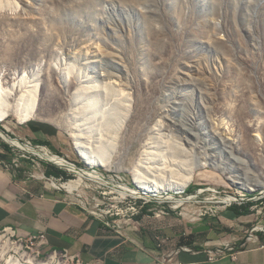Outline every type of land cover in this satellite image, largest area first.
I'll return each instance as SVG.
<instances>
[{"label": "rangeland", "instance_id": "obj_1", "mask_svg": "<svg viewBox=\"0 0 264 264\" xmlns=\"http://www.w3.org/2000/svg\"><path fill=\"white\" fill-rule=\"evenodd\" d=\"M15 69L25 75L23 87L39 77L43 94L40 119L20 124L9 115L0 123L12 137L85 168L68 130L77 125L96 150L113 143L117 156L111 162L123 167L95 170L137 190L131 168L145 141L153 151L140 169L145 180H172L189 163L195 173L183 193L170 192L184 200L175 207L167 194L122 197L108 185L79 180L78 173L0 136V159L11 160L5 162L9 168L45 181L129 233L180 234L204 220L217 234L239 235L247 227L231 224L227 215L232 206H241L236 197L251 202L250 233L264 225L263 190L248 192L234 183L264 180V0H0V78ZM80 85L94 98L90 114L84 112L87 97L75 89ZM122 94L143 103L131 143L122 134L112 141L101 125L106 110L125 99ZM169 142L182 145L183 158L169 153ZM252 142L258 146L254 153ZM204 158L209 164L200 167ZM69 181L79 184L84 204L61 187ZM259 194L263 197L256 198ZM11 241L20 249L7 250L0 264L10 256L45 261L53 254L60 264H78L29 239Z\"/></svg>", "mask_w": 264, "mask_h": 264}, {"label": "crops", "instance_id": "obj_2", "mask_svg": "<svg viewBox=\"0 0 264 264\" xmlns=\"http://www.w3.org/2000/svg\"><path fill=\"white\" fill-rule=\"evenodd\" d=\"M3 159L0 231L11 229L19 239L44 234L45 249L82 264H264V232L250 233L251 213L227 212L235 221L231 224L247 227L239 235L217 234L214 224L204 220L180 234L129 233L110 226L45 181L9 168L11 160ZM184 246L191 251L181 250Z\"/></svg>", "mask_w": 264, "mask_h": 264}, {"label": "bare ground", "instance_id": "obj_3", "mask_svg": "<svg viewBox=\"0 0 264 264\" xmlns=\"http://www.w3.org/2000/svg\"><path fill=\"white\" fill-rule=\"evenodd\" d=\"M7 50L8 49H6V51ZM19 72H20L19 70H16L15 72L11 74V76L6 77L5 79L0 78V122L4 121V119H6L9 115L14 116L20 124L28 122L30 120H36V119L41 118V115H42L41 98L43 94L42 82L40 81L39 77H34L33 81L31 80L32 81L31 84L28 82L30 85H28L27 87H23V79H25L23 77L24 74L20 76L21 73L19 74ZM67 74L69 75V73L67 72L63 74L64 79L67 78L66 77ZM24 81H26V79ZM75 81L76 79L74 80V82ZM106 84H107L106 87L108 89L112 87L109 82L108 83L106 82ZM91 85H95V84H91ZM75 89L79 90L80 93L82 92L81 93L82 98L87 97L86 99H88V101L85 104L84 112L87 114H90L93 108V105H94V100H93L94 98L90 95L85 94V92L87 93V90L89 88H87V90L86 89L84 90L82 85H80L77 88L75 87ZM77 90L75 91L77 92ZM129 96L127 94L124 95L123 97L125 99H121L122 97L120 96L121 101L117 102L118 105L115 104L113 107H111V109L109 108V110H106L107 117L105 118V120L103 119L101 121V125H104V127L106 128L105 129L106 132L111 135L112 141L116 140L119 134H122L123 136L122 138H125L126 140H128L129 143H131L133 140L136 125L140 117L139 115L141 111L143 110V103L140 102L138 98H135L134 96L132 97H129ZM61 105L62 106L66 105L65 101ZM77 127L78 126L76 125L75 128L73 127V128L68 129L70 130V136L72 137L74 141L76 150L80 158L88 166L93 168V170H85V169L81 170L80 167H77L76 165L67 161L65 158L51 153L44 146H34L32 144L29 145L27 144L26 141H25V144H21V143H17V144L25 152L33 153L39 156L40 158L47 160L48 162L52 164H56L58 167H62L64 169L78 173L79 180L89 179V180L96 181L98 183H102V184L110 186L112 189L115 190V192H117L122 197H126V196L136 197V196H141L142 194L150 195L153 197H160L161 194H167L168 196L165 197V199L175 200L174 202L175 207L183 203L184 201L183 199H176V198L174 199V197L171 196L170 192H172L173 194L183 193L186 187L193 181L195 172L193 171V168L191 167L192 163L186 164L187 167H185L183 171L181 170L180 173H178V176H176L172 180L163 181L161 179L160 180L158 179L154 181H147L143 177L142 172H140L141 171L140 169H142L144 165H147L148 160H150L151 152L153 153V151H151L152 149L151 144L145 141L142 144V150L140 151L141 156L139 157L141 158L139 160V163L137 165H134L131 168V171L134 175L132 177L134 178V183L136 184L138 190L131 188L127 185L121 184V183L107 181L104 175L101 172H98L97 170H95V168L97 167L106 168V169L123 168L121 166H116L115 163L111 162L113 160L112 157L117 156V153L116 152L114 153L113 151V143H112V146H110L111 148H109L108 150L107 149L101 150V151L96 150V148L91 147V145L89 144V139L84 138L83 140L82 136L77 130ZM9 141L13 143V141L11 140ZM128 142H126V144H129ZM13 144H15V142ZM170 144L168 146L169 153L173 155L174 157L179 156L183 158L184 148L182 147V145L177 144V143L171 144V145ZM250 146H251L253 153L257 151L258 146H256L253 142L250 144ZM207 160H209V158H204L203 163L200 164V167L207 166V164H209V161ZM41 176L44 177V175H41ZM234 183L239 184V186L246 189L248 192H252L257 189H261L264 192V180L261 183L256 184L255 182L247 183V182L235 179ZM53 185L55 186L56 184L53 183ZM61 187H64L68 192L72 193L77 200L82 202V204L85 203L84 200L82 199L83 198L82 194L78 191V188H79L78 183L74 181H69L67 183L62 184ZM4 230H7V232L4 235H0V258L1 259H3L6 256L7 250H10V249L19 250L20 249L19 245H16L13 241H11V234L13 232L10 231L9 229H4ZM3 239H4V242H2ZM56 258H57L56 254L51 255L45 261L37 260L36 258H33V257L19 258V257L10 256L7 258L6 264H52L54 262H56V264H60V262L56 260Z\"/></svg>", "mask_w": 264, "mask_h": 264}, {"label": "built area", "instance_id": "obj_4", "mask_svg": "<svg viewBox=\"0 0 264 264\" xmlns=\"http://www.w3.org/2000/svg\"><path fill=\"white\" fill-rule=\"evenodd\" d=\"M0 123H2V121L0 122ZM25 142V141H24ZM27 142V144H29V145H31V143L29 142V141H26ZM244 201H242V202H240V203H243ZM258 212L259 213H262V211L261 210H258ZM10 231H12L11 229H9ZM254 231H261V232H264V225H261V226H255V227H253L252 228V232H254ZM13 232V231H12ZM251 232V233H252ZM13 236H15V234H14V232L11 234V237H13ZM19 240H21V239H19ZM29 241H31L32 243L33 242H37V245L38 246H41V245H43V244H45V235L44 234H38V235H36V236H32V237H30L29 238ZM181 250H183V251H191V249L189 248V247H186V246H184V247H182L181 248ZM210 259L211 260H213L214 258H213V256L211 255L210 256ZM78 264H82V263H80L79 261H76ZM90 264H98L97 262H95V263H90ZM166 264H180V263H166Z\"/></svg>", "mask_w": 264, "mask_h": 264}, {"label": "water", "instance_id": "obj_5", "mask_svg": "<svg viewBox=\"0 0 264 264\" xmlns=\"http://www.w3.org/2000/svg\"><path fill=\"white\" fill-rule=\"evenodd\" d=\"M0 136L6 141V142H8L9 143V145H11V146H13V147H15V148H17V149H19V150H21V151H23V152H25L23 149H21L19 146H18V144L17 143H21V144H25V142L24 141H21L19 138H16V137H12L11 135H9L7 132H5V131H3V130H1L0 129ZM9 140H11V141H13V143L15 142V144H13L12 142H10ZM26 153H28V154H31V155H34V156H36V157H39V156H37V155H35V154H33V153H30V152H26ZM40 158V157H39ZM40 159H42V158H40ZM42 160H44V161H46V162H48L47 160H45V159H42ZM83 161V160H82ZM48 163H50V162H48ZM83 163H84V165H85V168H81V170H90V166H88L84 161H83ZM52 164V163H51ZM73 164V163H72ZM53 165H55V164H53ZM75 165V164H74ZM78 167V166H77ZM60 168H62V167H60ZM259 197H263V195L262 194H259V195H257L256 196V198H259ZM236 199H238L240 202H242V201H247L249 198H237L236 197Z\"/></svg>", "mask_w": 264, "mask_h": 264}, {"label": "trees", "instance_id": "obj_6", "mask_svg": "<svg viewBox=\"0 0 264 264\" xmlns=\"http://www.w3.org/2000/svg\"><path fill=\"white\" fill-rule=\"evenodd\" d=\"M250 205L251 202H243L241 204V206H232L231 208H229L230 210H232L233 212H235V214L237 216H241V215H246V214H250Z\"/></svg>", "mask_w": 264, "mask_h": 264}]
</instances>
